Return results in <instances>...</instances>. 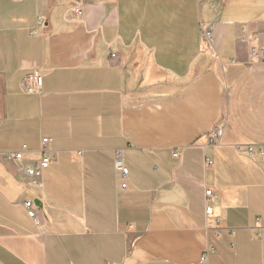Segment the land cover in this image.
<instances>
[{
  "label": "crops",
  "instance_id": "crops-1",
  "mask_svg": "<svg viewBox=\"0 0 264 264\" xmlns=\"http://www.w3.org/2000/svg\"><path fill=\"white\" fill-rule=\"evenodd\" d=\"M70 5L0 0V264H200L209 247L208 264H264V156L238 149L264 143V0Z\"/></svg>",
  "mask_w": 264,
  "mask_h": 264
},
{
  "label": "built area",
  "instance_id": "built-area-1",
  "mask_svg": "<svg viewBox=\"0 0 264 264\" xmlns=\"http://www.w3.org/2000/svg\"><path fill=\"white\" fill-rule=\"evenodd\" d=\"M71 5L70 9L73 11L75 17L78 19L83 16L84 14V0H69ZM42 21L41 19L38 20V25H41ZM213 27L204 28L203 34L204 38L209 42H213V35H212ZM33 35H40L41 31L39 27H35L32 31ZM253 55L255 58H257L259 61H264V48L259 49L253 52ZM113 57H116V54L112 55ZM35 78V89L29 88L28 91L30 92H36L39 91L43 84V77L39 74L38 71H35L34 74ZM224 122H218L212 131L209 133V140L212 144L220 143L222 140V137L224 135ZM51 139L44 138L42 139V146H41V158L34 161L25 171L24 175L26 178H28L32 184L35 186H39L40 182L39 179L42 175V172L46 169H48L55 161V156L53 153L49 150L48 145L50 144ZM27 149V146L25 145L23 147V150L14 152V153H6L4 156L6 159H11L15 161H20L24 158V152ZM239 150H242L248 155V156H264V143L260 144H246L245 146H238ZM180 151H175L174 156H179ZM207 164H212V161L209 159L207 160ZM114 165H115V172L116 177L122 180V183L120 184L121 189L127 188V178L129 175V168L125 164L124 159V151L123 150H116L114 155ZM206 196V213L208 216L214 215V206L212 204V201L217 198V194L213 189L207 188L205 191ZM24 206L28 212V215L37 221V209L35 202L32 200H25ZM217 220V228L218 230H221V218L216 217ZM130 227V225H128ZM260 226V220H256V227ZM213 250L212 247L207 248L205 253L202 256L201 263L200 264H208L209 254Z\"/></svg>",
  "mask_w": 264,
  "mask_h": 264
}]
</instances>
